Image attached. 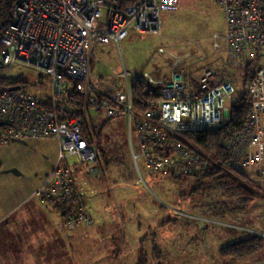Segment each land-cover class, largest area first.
I'll return each mask as SVG.
<instances>
[{
  "label": "rangeland",
  "instance_id": "1",
  "mask_svg": "<svg viewBox=\"0 0 264 264\" xmlns=\"http://www.w3.org/2000/svg\"><path fill=\"white\" fill-rule=\"evenodd\" d=\"M161 18L163 26L159 35L131 31L119 44L95 42L90 77L117 89L124 88L123 83L126 78L122 74L125 70L130 76L135 77L139 76L143 69H147L164 78L170 75V69L166 64L171 56L170 53H176L180 62L178 67L191 69L194 78L208 69L217 70L222 67L223 54L214 51L211 38L212 32L222 31L225 27L223 11L217 0H180L176 12H163ZM160 46H164L170 53L156 58L155 53ZM203 54L206 58L200 59L198 56ZM154 57L155 62H152ZM259 59L262 60L246 65L252 66L255 72L259 65L264 64V57ZM207 64H210V67H207ZM246 65L242 69L236 68L233 71L224 69L223 72L231 77L232 72L236 73L238 84V79L243 78L246 72ZM172 67L173 64H170V68ZM11 71L8 73L9 70L6 69L0 74L4 75V80L12 76L19 77L28 88L20 87V90L10 91L24 90L46 104L53 99L51 96L53 83L50 75L21 66ZM236 88L239 99L242 89L237 85ZM78 96L82 102V95ZM156 96L160 97V95ZM68 97L57 107L72 113L75 106L70 104ZM95 98L101 106L87 111L83 120L91 118L98 126L97 131L102 127V144L98 145L97 140H92L93 142H89L88 150L69 153L63 149L66 146L64 137H36L37 134H33L32 136L35 137L32 138L0 144V146H8L0 148L1 167L10 164L9 171L13 177L10 185L13 183L19 189L32 188L43 179V162L54 159L52 157L54 151L51 146L43 142L33 149V153L29 148L19 146L20 144H12L27 139H47L52 140L56 145L55 165L44 180L35 187L33 195L42 204L51 203L56 206L58 212L64 208V204L69 209L66 213H62L63 216L60 214L58 216V212H52L61 218L60 227L73 236L70 248L61 249L62 252H59L61 254V258H58L59 264H138L141 259V263L144 264H264V245L258 255L247 262H233L219 255L222 246L244 236L259 234L264 237V198L254 199L246 212L237 213L234 218L226 217V222L210 218L202 210L205 204H209L208 195L201 199L198 195L191 194L193 177L183 176L176 179L165 173L163 169H148L145 165L147 155L143 154L138 146L141 143V130L128 124L125 114L112 116L107 110L97 109L103 108L104 96L97 93ZM232 112L233 107L229 119L221 126L203 131L188 130L184 135L188 140V147L191 143L190 157L187 160L175 159L178 161L175 165L179 167L181 164L191 163L186 164L191 168L186 170V173L206 170L212 158L193 141L191 135L223 128L231 120ZM74 113L77 116L84 114L77 111ZM83 120L81 133L87 134L91 128ZM4 125L9 124L0 121V126ZM238 131L229 135L225 142L229 153L226 164L234 174L243 172L241 168L238 170L237 167L232 166L233 160L237 161L242 157L240 150H234L229 146V140ZM172 140L182 141L175 136ZM239 143L241 140L237 139V144ZM167 148L168 146L165 151H168ZM174 148L176 152L181 149L179 146ZM100 149L106 153V158L119 159L121 166L119 168L111 166L105 170ZM46 150L50 153L49 157L45 153ZM177 155H180L179 152ZM213 162L217 163L215 160ZM254 167L256 171L251 172L253 178L264 175L260 168ZM179 168L175 171L177 175L181 174ZM58 169L68 171L71 185H79L78 189L83 195L81 196L85 208L91 217L90 220L92 219L90 224L82 223L77 226L82 220L74 218L73 226H67V229L65 223L67 224L70 219L68 215L74 213L73 204L55 198L42 202L37 196L36 191L43 185V188L57 187L55 178ZM93 223L95 224L92 225ZM32 226L35 227L34 224ZM0 248L5 249L7 245L1 244Z\"/></svg>",
  "mask_w": 264,
  "mask_h": 264
},
{
  "label": "built area",
  "instance_id": "2",
  "mask_svg": "<svg viewBox=\"0 0 264 264\" xmlns=\"http://www.w3.org/2000/svg\"><path fill=\"white\" fill-rule=\"evenodd\" d=\"M217 2L224 14L225 29L212 32L211 38L214 51L223 54L222 67L208 69L194 78L191 69L178 67L176 53L160 46L155 57L171 54L166 61L170 75L161 78L143 69L139 76L133 77L125 70L124 88L117 89L90 77L93 44H119L131 31L161 34V14L176 12L180 0H16L9 9L10 20L0 32V73L6 69L10 73L18 66L42 71L52 78L53 99L46 104L24 90L10 91L0 86V121L9 124L0 126V144L37 134L36 137H64L63 149L69 153L88 150L89 142H93L92 131L81 133L82 120L87 111L101 106L95 98L99 93L104 100L103 108L97 109L107 110L112 116L125 114L127 123L141 130L138 146L147 155L148 169H163L167 174L181 166L191 170L186 166L189 162L175 165L178 162L175 159L190 157L191 143L188 147L184 134L188 130L203 131L223 125L238 99L236 73L232 72L231 77L223 70L242 69L264 57V0ZM204 54L198 57L206 58ZM3 76L0 74V80ZM140 81L145 82V93L160 95L151 102L147 100L142 111L133 107L131 99L132 88ZM246 92L251 105L250 118L229 140V146L240 150L242 156L233 160L232 166L246 174L256 171V166L264 173V64L255 70ZM78 95H82V102ZM67 97L75 106L72 113L57 107ZM75 111L84 114L77 116ZM174 136L183 143L172 140ZM237 139L241 143L237 144ZM175 146L181 147L177 151L180 155ZM55 179L57 187L43 188V185L36 191L39 199L43 202L55 198L73 204L74 213L68 215L70 219L65 223L67 229L73 226L74 218L82 220L77 226L90 224L92 219L79 185H71L68 171L62 169L57 170ZM256 181L264 184V175Z\"/></svg>",
  "mask_w": 264,
  "mask_h": 264
},
{
  "label": "trees",
  "instance_id": "3",
  "mask_svg": "<svg viewBox=\"0 0 264 264\" xmlns=\"http://www.w3.org/2000/svg\"><path fill=\"white\" fill-rule=\"evenodd\" d=\"M15 1L16 0H0V32L2 27L10 20L9 9ZM1 49L2 43L0 42V51ZM209 65L210 64H207V67H210ZM253 76L254 71L252 70V66L248 65L243 78H239L240 80L238 79L237 86L242 89V94L233 106L231 120L223 128L191 135L193 141L199 147L203 148V150H205L212 158L208 168L198 173H186V170L182 169L186 167L180 165L181 174L177 175L175 173V169L168 172V174L172 175L176 179H180L183 176L193 177L194 181L191 194L198 195L201 199L203 196L208 195L207 198H209V204H205V206L202 207L203 212L210 218L223 222H226V217L234 218L237 213L246 212L247 207L254 199L264 198V184L256 181V178L251 176V172L248 174H246V172L234 174L230 169H228L226 164L229 159V153L225 145L227 137L235 131L240 130L250 118L251 105L246 92V85ZM16 85L21 86L23 89L28 88V85L19 77L12 76L7 78V80L3 79L0 81V86L5 89ZM144 85L145 82L140 81L132 88L131 91L132 105L139 111L145 109L147 106V100L151 102L156 98L155 95H146L144 93ZM109 120L110 119H108V121ZM83 121L89 124L88 126H90L92 135L94 136L93 140H97L98 145L102 144V127H100L99 131H97L98 126L94 124L91 118ZM100 150L103 155V167L105 170H108L111 166L118 168L121 166L122 163L119 162V159L115 160V157L106 158V153H104L102 149ZM214 160L219 164L214 163ZM250 177H252V179ZM68 210L69 209H67L64 204V208L60 211L61 215L63 216L64 214L62 213H66ZM94 224L95 223L92 225ZM263 245V236L259 234H250L222 246L219 249V255L221 258L228 259L233 262H247L251 261L252 258H255L258 255V253L262 250ZM157 249L158 246L156 247V250ZM141 262L142 259L138 264H144Z\"/></svg>",
  "mask_w": 264,
  "mask_h": 264
},
{
  "label": "crops",
  "instance_id": "4",
  "mask_svg": "<svg viewBox=\"0 0 264 264\" xmlns=\"http://www.w3.org/2000/svg\"><path fill=\"white\" fill-rule=\"evenodd\" d=\"M218 62L219 60L216 64ZM41 142L52 147L54 159L43 162L44 177L40 182L55 165L57 151L54 142L47 139H27L12 144H20L19 146L29 148L33 153V149ZM3 147L8 146H0ZM45 153L50 156L47 150ZM1 166L0 162V245L6 244L7 248H0V264H59V252L70 248L73 237L60 227L62 220L58 216L61 212L50 202L42 204L33 195V190L40 182L32 188L19 189L13 183L10 185L13 180L9 171L10 164L7 167ZM52 212H58V216Z\"/></svg>",
  "mask_w": 264,
  "mask_h": 264
},
{
  "label": "water",
  "instance_id": "5",
  "mask_svg": "<svg viewBox=\"0 0 264 264\" xmlns=\"http://www.w3.org/2000/svg\"><path fill=\"white\" fill-rule=\"evenodd\" d=\"M21 86H15V87H10L9 90H16V89H20Z\"/></svg>",
  "mask_w": 264,
  "mask_h": 264
}]
</instances>
